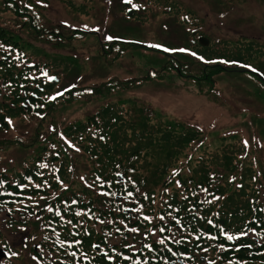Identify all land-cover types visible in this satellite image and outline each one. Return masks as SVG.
I'll return each instance as SVG.
<instances>
[{
	"label": "trees",
	"instance_id": "obj_1",
	"mask_svg": "<svg viewBox=\"0 0 264 264\" xmlns=\"http://www.w3.org/2000/svg\"><path fill=\"white\" fill-rule=\"evenodd\" d=\"M93 1L62 0L78 13H88ZM219 1L220 13L237 4ZM152 3L182 27L186 23L204 33L196 14L179 0ZM37 6V0H1L0 129L27 115L26 106L44 109L55 99L50 98L58 83L45 62L31 61L22 29L63 41L82 31L74 26L66 33L47 18L41 23ZM4 10L17 16L15 28L1 20ZM212 36L209 44L196 39L192 48L191 40L173 50L144 44L166 60L153 62L146 77L175 68L212 87L215 77L229 70L254 74L264 85V42L256 47L249 39L213 41ZM111 38L100 41L108 58L112 51L124 53L129 45L123 43L137 45ZM113 80L94 86L95 92H111ZM261 84L256 88L264 92ZM82 88L73 85L62 102H71L72 92ZM120 101L66 125L68 145L46 142L23 165L0 168V244L10 253L0 264H169L180 259L178 264H264V155L253 154L243 136H221L208 145L202 127L162 118L148 103ZM76 149L87 154L90 167L84 173ZM126 206L132 209L124 212ZM26 229L27 242H37L39 249L25 241L12 244L9 231Z\"/></svg>",
	"mask_w": 264,
	"mask_h": 264
},
{
	"label": "rangeland",
	"instance_id": "obj_2",
	"mask_svg": "<svg viewBox=\"0 0 264 264\" xmlns=\"http://www.w3.org/2000/svg\"><path fill=\"white\" fill-rule=\"evenodd\" d=\"M37 1L40 7L36 9L43 12L41 23L47 18L51 25L66 33L74 26L82 31L71 41H63L49 34L36 35L30 28L22 29L31 61L45 62L44 67L49 68L58 84L50 98L55 99L49 100L47 108L40 105L39 109L37 104L32 105L33 109L26 106L27 115L15 117L8 128L0 129V168L23 165L46 142L60 147L59 140L68 145L63 135L66 125L88 118L109 101L121 103L120 100L128 98L155 106L162 118L180 119L202 127L206 134L204 143L208 145L217 143L221 136L235 134L234 138L243 136L253 154L264 155V92L256 88L261 84L259 78L247 72L227 70L215 77L211 87L205 82L199 85L197 78L182 76L175 68L149 78L146 75L153 62L161 65L166 60L162 54H154L144 47V44H156L173 50L178 47L175 45H187L191 40L192 48L200 35L208 38L215 35L213 41L217 37H229L231 42L249 39L258 47L264 42V0H237V4L224 13H220L223 3L219 0H179L196 14L192 16L201 22L204 33H197L186 23L182 27L174 17L160 12L152 0H94L88 13H78L62 0H47L44 7L45 1ZM75 1L78 4L81 0ZM1 16L3 23L15 28L17 16L13 11L4 10ZM113 36L135 41L137 45L123 43L129 45L124 53L112 51L108 58L100 41ZM75 58L77 62L73 61ZM260 64L264 68V58ZM110 79H114L112 85L116 83L111 92H95L94 86L109 83ZM73 85L83 86L81 92H72L76 95L71 102H62L71 95L65 91ZM57 94L62 97L58 98ZM12 140L16 141L11 145ZM76 150L74 157L80 161V173H84L90 167L87 154ZM28 230L9 231L12 244L25 241L28 247L34 245V241L26 242Z\"/></svg>",
	"mask_w": 264,
	"mask_h": 264
},
{
	"label": "water",
	"instance_id": "obj_3",
	"mask_svg": "<svg viewBox=\"0 0 264 264\" xmlns=\"http://www.w3.org/2000/svg\"><path fill=\"white\" fill-rule=\"evenodd\" d=\"M200 41L203 43V44H208L209 43V39L206 37V36H201L200 37ZM121 176V175H120ZM129 209H125V211H128ZM7 254V252H6V250L5 249H0V255L1 256H4V255H6Z\"/></svg>",
	"mask_w": 264,
	"mask_h": 264
},
{
	"label": "snow or ice",
	"instance_id": "obj_4",
	"mask_svg": "<svg viewBox=\"0 0 264 264\" xmlns=\"http://www.w3.org/2000/svg\"><path fill=\"white\" fill-rule=\"evenodd\" d=\"M109 39H112L111 37H109ZM156 47H159L158 45ZM180 51H185V49H180ZM193 55H195V53H193ZM51 79H55V77H52ZM230 239H232V237H229Z\"/></svg>",
	"mask_w": 264,
	"mask_h": 264
}]
</instances>
